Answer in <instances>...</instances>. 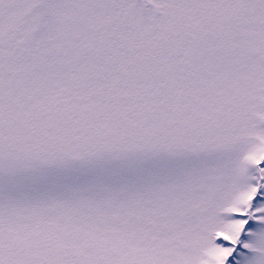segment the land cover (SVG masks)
<instances>
[{"label":"snow or ice","instance_id":"1","mask_svg":"<svg viewBox=\"0 0 264 264\" xmlns=\"http://www.w3.org/2000/svg\"><path fill=\"white\" fill-rule=\"evenodd\" d=\"M0 264H264V0H0Z\"/></svg>","mask_w":264,"mask_h":264}]
</instances>
